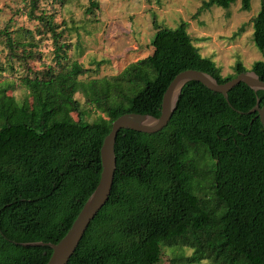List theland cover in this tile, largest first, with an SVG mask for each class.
I'll return each mask as SVG.
<instances>
[{"label": "trees", "instance_id": "1", "mask_svg": "<svg viewBox=\"0 0 264 264\" xmlns=\"http://www.w3.org/2000/svg\"><path fill=\"white\" fill-rule=\"evenodd\" d=\"M235 1L205 0L200 9ZM37 3L30 0L28 15L51 33L54 64L27 67L28 104L0 85V264L48 263L50 246L23 243L65 236L99 184L100 148L115 118L158 117L163 92L182 70H202L219 83L247 70L236 61L234 73L222 76L192 42L187 22L171 29L154 19L152 53L115 75L81 80L95 70L69 59L70 44L61 41L52 14L34 13ZM260 4L252 40L262 58L250 70L264 81ZM97 7L98 0H89L85 12ZM241 8L248 10L250 0H241ZM5 38L12 53L20 44L7 31ZM227 95L189 81L161 130L118 132L110 198L68 264H158L164 247L181 250L172 264H264V128L257 112L248 113L257 99L264 104V90L240 82ZM85 105L105 116L90 122Z\"/></svg>", "mask_w": 264, "mask_h": 264}, {"label": "rangeland", "instance_id": "2", "mask_svg": "<svg viewBox=\"0 0 264 264\" xmlns=\"http://www.w3.org/2000/svg\"><path fill=\"white\" fill-rule=\"evenodd\" d=\"M205 0H98V7L86 13L89 0H38L34 11L52 14L57 31L63 32L62 42L70 44L67 56L77 60L94 72L81 75V80L100 78L119 73L129 63L152 53L148 46L155 35L153 20L158 27L175 29L182 21L188 23L187 33L200 54L220 67L221 75L234 73L233 65L239 61L250 70L254 61L262 58L252 40V18L260 10V0H250V8L243 10L241 0L228 8L211 6L200 9ZM30 0H0V85H9L8 94L26 104L30 103L22 78L32 70L54 64V46L51 33L28 15ZM14 43L9 50L5 32ZM23 45V46H22ZM24 52L17 59L13 53ZM31 51L32 56H28ZM35 55V56H34ZM99 64V65H98ZM75 97L84 104L81 93ZM91 122L105 116L94 107L85 105ZM180 249L163 248L158 264H172L171 258ZM187 255L188 248L183 249ZM196 264H210L204 260Z\"/></svg>", "mask_w": 264, "mask_h": 264}, {"label": "water", "instance_id": "3", "mask_svg": "<svg viewBox=\"0 0 264 264\" xmlns=\"http://www.w3.org/2000/svg\"><path fill=\"white\" fill-rule=\"evenodd\" d=\"M264 55V48L262 50ZM189 81H198L211 91L218 92L228 100V91L238 83L243 82L252 90H264V81L253 70L239 72L233 78L219 83L212 75L202 70L186 69L177 73L167 85L162 95L160 115L126 112L115 118L111 123L110 131L103 138L100 148L101 178L96 189L87 199L65 236L57 243L27 242L24 246H50L53 250L47 264H68L78 245L84 237L91 221L104 207L110 198L116 169L114 144L117 134L122 129L138 132L153 133L161 130L170 120L176 109V104L182 87ZM257 112L264 128V104L259 106L257 99L254 107L248 112Z\"/></svg>", "mask_w": 264, "mask_h": 264}, {"label": "crops", "instance_id": "4", "mask_svg": "<svg viewBox=\"0 0 264 264\" xmlns=\"http://www.w3.org/2000/svg\"><path fill=\"white\" fill-rule=\"evenodd\" d=\"M234 66V65H233Z\"/></svg>", "mask_w": 264, "mask_h": 264}]
</instances>
